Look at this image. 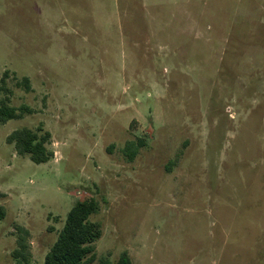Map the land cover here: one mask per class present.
Instances as JSON below:
<instances>
[{
    "label": "rangeland",
    "instance_id": "374dc122",
    "mask_svg": "<svg viewBox=\"0 0 264 264\" xmlns=\"http://www.w3.org/2000/svg\"><path fill=\"white\" fill-rule=\"evenodd\" d=\"M6 71L33 113L0 125V264L91 199L93 264H264V0H0ZM40 127L36 164L7 137Z\"/></svg>",
    "mask_w": 264,
    "mask_h": 264
},
{
    "label": "trees",
    "instance_id": "16d2710c",
    "mask_svg": "<svg viewBox=\"0 0 264 264\" xmlns=\"http://www.w3.org/2000/svg\"><path fill=\"white\" fill-rule=\"evenodd\" d=\"M9 72L6 71L1 79L0 95L7 94L0 101V125L9 120L23 118L31 114L32 109L22 106L20 109L10 105V89L6 86ZM17 87L29 92L32 90L31 81L24 77L17 81ZM7 142L14 145L19 155H28L36 164L48 163L54 158V152L49 148L52 143L51 133L42 127L36 131L22 128L12 132L7 137ZM125 153L129 159H134L137 148L133 142L126 145ZM99 211V203L95 199L77 202L70 210L65 226L60 232L57 241L47 253L45 264H93L97 260L95 243L102 237V227L91 220V217ZM18 247L12 253L17 264L23 262L29 264V244L27 238L29 232L24 227L17 226ZM23 261V262H22ZM102 264H111L107 260H101ZM116 264H133L128 253H123Z\"/></svg>",
    "mask_w": 264,
    "mask_h": 264
}]
</instances>
